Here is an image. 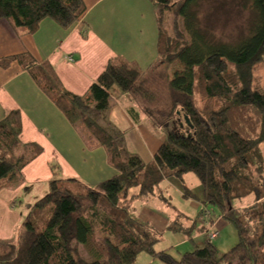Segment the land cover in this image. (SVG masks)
<instances>
[{
	"label": "trees",
	"instance_id": "1",
	"mask_svg": "<svg viewBox=\"0 0 264 264\" xmlns=\"http://www.w3.org/2000/svg\"><path fill=\"white\" fill-rule=\"evenodd\" d=\"M147 1L155 10L158 36L155 61L145 71L134 63L111 62L76 96L47 63L38 64L28 54L0 59L3 70L16 62L85 147L104 150L115 172L91 187L60 177L52 165L46 195L28 211L14 241L0 245V264H134L141 253L161 264H264V160L258 151L264 146V87L254 83L264 57V0H231L245 15L246 28L228 43L215 37L212 24L219 19L202 10L210 2L214 12H223V0ZM84 10L81 0H0V21L22 38L33 35L43 20L68 30ZM165 14L178 19L182 31L174 23V34L167 36ZM113 98L126 99L123 110L134 125L144 122L162 131L164 138L148 162L100 122ZM20 133L17 113L0 121V191L18 188L23 169L41 154L37 146L22 144ZM187 174L196 178L201 192L189 229L206 233L197 224L211 214L217 238L218 220L235 231L236 244L222 255L212 241L179 260L154 253L155 234L129 214L133 202L153 197L170 207L159 185L181 184ZM181 190L182 198L192 197L185 186ZM45 213L39 225L36 219ZM177 221L188 220L177 214L167 229L191 240V230H181ZM96 237L106 246L104 254L91 246ZM87 247L88 261L78 252Z\"/></svg>",
	"mask_w": 264,
	"mask_h": 264
},
{
	"label": "crops",
	"instance_id": "2",
	"mask_svg": "<svg viewBox=\"0 0 264 264\" xmlns=\"http://www.w3.org/2000/svg\"><path fill=\"white\" fill-rule=\"evenodd\" d=\"M81 1L84 13L68 30L43 20L33 35L19 38L7 22L0 21V59L28 54L38 64L47 63L55 71L62 87L76 96L83 95L111 62L122 60L134 63L145 71L155 61L158 32L154 9L147 0ZM68 58L72 59V63L68 62ZM254 83L264 87V57L255 73ZM125 103L124 100H112V106L103 114L101 123L122 136L130 153L148 162L163 140V134L154 131L148 123L134 125L123 110ZM10 113L18 114L20 142L37 146L41 154L23 169L19 188L0 191V245L13 241L28 213L21 210V202L16 203L17 197L23 194L24 188L37 184H42L41 194H46L52 180V165L60 171L61 177L85 182L91 187L115 175L107 165L104 150H88L61 112L16 62L5 70L0 68V121ZM162 185L164 188L159 190L163 198L166 191H172L193 209L190 221L183 212L177 213L188 220L184 222L183 229H186V224L196 218L200 209L199 183L190 185L192 197L189 199L182 198L181 186L186 187L183 181L180 186L171 180L164 181ZM152 199L159 201L153 197L147 202ZM167 200L169 202L170 198ZM167 220H170L169 216ZM172 221H168V227ZM191 234L192 230L190 237ZM183 243L184 240H176L174 246H184Z\"/></svg>",
	"mask_w": 264,
	"mask_h": 264
},
{
	"label": "rangeland",
	"instance_id": "3",
	"mask_svg": "<svg viewBox=\"0 0 264 264\" xmlns=\"http://www.w3.org/2000/svg\"><path fill=\"white\" fill-rule=\"evenodd\" d=\"M210 3V2H209ZM208 2H204L202 10L205 12V15L207 14H213V19L219 21L215 24L213 22V27H214V34L215 37L221 39L223 42H234L237 38V36L240 35L238 33L239 31H242V29H245L244 25V20H245V15L243 13L238 12V9L233 6L236 2L234 1H228V0H223L222 4L223 6V12L221 11H216L214 12L215 7H210ZM219 2L216 1L213 3V5L218 4ZM154 9V8H153ZM155 11V10H153ZM226 12V14L224 13ZM202 16V14H201ZM212 17V15H211ZM204 17L202 18V20ZM211 19V18H210ZM79 20V19H78ZM163 28L165 29L166 35L172 37L174 34V23H176L177 30L182 31V26L180 25V22H178V19L173 18L171 14H165L163 16ZM212 20V19H211ZM68 62L72 63V59L68 58ZM126 63L125 61H122ZM127 64V63H126ZM255 82V81H254ZM112 100H126V99H121V98H113ZM103 121V118H102ZM100 121V122H102ZM181 124L183 125V120L181 119ZM156 131L160 132L161 130L155 129ZM162 132V131H161ZM161 134V133H160ZM258 151L261 155V157L264 160V146L261 145L258 147ZM59 176L60 171H58ZM53 180V177H52ZM183 182L186 184V188L188 190H191L192 184L198 183L196 178L191 175L187 174L185 175V179H183ZM86 185L85 182H82ZM179 184V183H178ZM42 184L40 185H29L28 186V191H23V194L17 197L16 203L21 202V210L25 211L26 213L32 208L34 203H36L39 199L42 198V196L46 194H41V187ZM180 186V184H179ZM164 188V186L161 184L159 185V188ZM19 188V187H18ZM41 188V189H40ZM17 188H15L16 190ZM48 191V190H46ZM44 193V192H43ZM23 196V197H22ZM165 198H170V208L169 206H164L162 205L161 202L157 201L156 199H152L149 202L146 203H141V202H133L131 207L129 208V214L131 215L130 212H132L134 218L144 225L149 231H152L156 238L157 242L155 243L153 247L154 253H159V252H165L166 254L170 255L172 259L174 260H179L180 256L186 253H190L196 248L201 247L203 244H206L208 241V237L206 236V233L199 234L196 229L192 230L191 234V240L187 238L186 235H183L182 233L175 234L173 233L170 228L167 229L168 225L170 222L175 219L177 216V213L183 212L185 216H187L188 220L190 221L193 217V209L189 208L187 205H185L180 198V196H175L172 191H166L165 193ZM14 207H17V204L14 205ZM168 207V208H167ZM48 208V207H47ZM46 209V208H45ZM131 210V211H130ZM46 212V210H45ZM47 214L39 216L36 220L39 223V225H42L43 221L46 219ZM170 217V220H167V217ZM213 217V215L208 214L204 218L203 221H198L197 226H203L205 227V230L209 227V221ZM23 221H21L22 223ZM173 222V221H172ZM177 224H181L180 229L182 230L184 227V222L179 223L178 221L176 222ZM192 222L186 224V230L189 229L190 225ZM21 225V224H20ZM216 231L218 232V238L216 241L210 242L213 247L216 249L219 255H222L226 252H228L232 247L237 242L236 234L233 228L223 221H216L214 225ZM20 231V227L17 229L14 239L16 237V234ZM176 240H184V246L181 245H176ZM14 241V240H13ZM2 245H8L7 244H2ZM92 248L98 252H101L104 254L106 252V246L104 242L102 241L101 238L96 237L92 240L91 244ZM88 249L90 250L91 248H81L78 250L79 256L83 259L88 261L89 255H88ZM106 255V254H105ZM138 262H157L155 264H161L155 259H152L150 256L146 254H139L135 258L134 264H137Z\"/></svg>",
	"mask_w": 264,
	"mask_h": 264
},
{
	"label": "built area",
	"instance_id": "4",
	"mask_svg": "<svg viewBox=\"0 0 264 264\" xmlns=\"http://www.w3.org/2000/svg\"><path fill=\"white\" fill-rule=\"evenodd\" d=\"M206 236L208 237L207 238L208 241H215V239L217 238V234L213 230L212 226L210 228L209 227L207 228V230H206Z\"/></svg>",
	"mask_w": 264,
	"mask_h": 264
},
{
	"label": "water",
	"instance_id": "5",
	"mask_svg": "<svg viewBox=\"0 0 264 264\" xmlns=\"http://www.w3.org/2000/svg\"><path fill=\"white\" fill-rule=\"evenodd\" d=\"M185 124H186V125H188V123H187V122H185Z\"/></svg>",
	"mask_w": 264,
	"mask_h": 264
}]
</instances>
